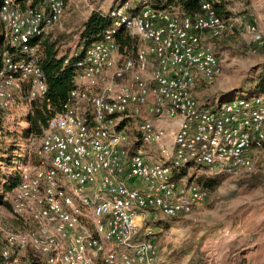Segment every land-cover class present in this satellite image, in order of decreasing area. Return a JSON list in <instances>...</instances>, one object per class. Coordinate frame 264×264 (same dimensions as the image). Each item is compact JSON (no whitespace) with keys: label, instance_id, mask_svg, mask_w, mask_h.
<instances>
[{"label":"built area","instance_id":"1","mask_svg":"<svg viewBox=\"0 0 264 264\" xmlns=\"http://www.w3.org/2000/svg\"><path fill=\"white\" fill-rule=\"evenodd\" d=\"M66 1L2 0L5 46L14 53L2 52L0 112L12 107L22 84L29 102L44 99L47 84L31 42L60 22ZM106 14L112 24L76 62V87L63 112L28 140L36 162L18 170L10 201L24 227L5 235L0 264H24L28 252L45 264H158L147 221L191 214L209 198L197 177L252 171L264 148V95L214 109L195 98L197 83L210 84L220 73L211 40L231 30L211 3L189 16L124 0ZM120 29L140 42L134 52L120 51ZM244 32L264 49L256 23ZM133 120L130 137L120 125ZM139 143L155 147L160 160L150 162ZM190 165L191 181L176 178Z\"/></svg>","mask_w":264,"mask_h":264},{"label":"rangeland","instance_id":"2","mask_svg":"<svg viewBox=\"0 0 264 264\" xmlns=\"http://www.w3.org/2000/svg\"><path fill=\"white\" fill-rule=\"evenodd\" d=\"M115 1L67 0L64 16L51 29L50 34L55 37L60 35L59 51L64 53L69 51L70 46L77 45L78 32L93 9L106 11L114 6ZM116 2L120 4L121 0ZM228 2L232 4L233 13L229 19L231 30L218 41L211 40L212 44L215 41L220 43L219 46H212L219 60L220 73L212 83L205 84V91L197 97L200 99L196 98L197 101H205L212 96L213 88H241L257 62L264 61V49L254 46L244 32V26L252 22L258 25L260 23L264 28V0H242L239 4ZM133 43L134 49L129 50L131 53L140 44L135 39ZM26 93L25 84L20 89H15L14 104L8 111L0 113V249L4 246L7 233L24 227L22 223L17 225L18 219L11 211L10 201L14 189H4L3 186L7 183L2 184L1 181L9 178L10 174L13 176L14 171L36 162L28 142L35 135L25 137L23 130L29 126L28 117L32 115L33 108L40 105L41 100L29 102ZM244 96L242 92L235 95L236 99ZM210 100L211 98L208 101ZM127 125V132L132 137L137 124L133 120ZM140 145L141 143L138 147ZM147 146L141 145L142 153L151 148L149 161H159V151L153 146L146 148ZM261 153L256 156L252 171L219 180L217 187L210 192V199L185 218L169 220L159 214L153 215L154 219L148 225L155 229L154 237L161 260L173 264H264L261 251L254 252L253 247L257 240L264 237V152ZM193 172L188 170L187 178ZM244 174L260 176L261 186L252 190L239 188L237 182ZM244 251H251L252 254L247 259H242ZM31 254L25 253L24 264L38 261Z\"/></svg>","mask_w":264,"mask_h":264},{"label":"trees","instance_id":"3","mask_svg":"<svg viewBox=\"0 0 264 264\" xmlns=\"http://www.w3.org/2000/svg\"><path fill=\"white\" fill-rule=\"evenodd\" d=\"M19 2L25 0H17ZM38 0H33L32 6H35ZM205 2L211 3L216 13L224 19H229L232 15L228 10L229 2L228 0H149V3L158 9H172L178 8L183 10L187 15L193 16L201 11V5ZM2 0H0V5ZM112 24L111 19L108 14L100 10H93L87 19L83 22L79 32H78V42L76 52L68 58L67 54L63 56H58L59 44H61L60 38L53 35H46L41 38H35L32 40L31 44L37 46V64L39 65L42 73L44 75L47 92L44 99L33 108V113L28 117L27 122L29 126L23 130L24 136L29 134H34L35 136H40L42 130L46 128L47 121L54 115L63 112L64 105L69 97L70 92L75 89L74 77L76 74L75 64L80 60L84 52L95 42L99 41L104 32L110 28ZM117 39L120 46V51L123 52L134 49V43L131 38H129L120 29L117 33ZM219 39H217L218 41ZM217 41L213 43V46H219ZM10 48H6L4 41V31L2 23L0 22V69L3 65L2 52ZM14 51H10L13 54ZM67 60V64L64 61ZM238 92L245 94L244 97L248 98L257 95H264V64H259L253 67L250 77L247 78L242 87L235 89L228 94L221 95L219 102H225L236 99L235 95ZM238 99V98H237ZM2 113V112H0ZM136 146L134 145L130 151L134 152ZM18 158H20L18 156ZM1 164V162H0ZM194 167L193 165L182 168L177 174L176 178H181L187 175L189 168ZM9 178H3V183H7L3 186L4 189L10 191L14 189L19 182L18 170L9 175ZM193 179V174L189 177L188 181ZM224 179L223 177H206L199 176L195 179L196 185L202 189H206L209 193L212 192L217 185L219 180ZM261 178L257 175L247 176L244 175L237 182L239 188H246L248 190L256 189L261 186ZM151 219L147 221L149 224ZM42 259V258H41ZM37 259V262L31 264H45L43 259Z\"/></svg>","mask_w":264,"mask_h":264},{"label":"crops","instance_id":"4","mask_svg":"<svg viewBox=\"0 0 264 264\" xmlns=\"http://www.w3.org/2000/svg\"><path fill=\"white\" fill-rule=\"evenodd\" d=\"M117 1V0H116ZM114 2V6H112V7H115V6H118V5H120V4H122V2L124 1V0H121V3L120 4H117V2ZM119 1V0H118ZM228 1H232V3L233 4H239V3H241V1L242 0H228ZM229 3H231V2H229ZM111 7V8H112ZM111 8H109V9H111ZM232 4H229L228 5V10H229V12L231 13V14H233L232 13ZM108 9V10H109ZM93 10H100V9H93ZM92 10V11H93ZM108 10H106V11H103V10H100V11H103V12H107ZM91 11V12H92ZM90 12V13H91ZM90 13L88 14V16L90 15ZM87 16V17H88ZM241 17V16H240ZM243 17V16H242ZM231 18V17H230ZM229 18V19H230ZM87 19V18H86ZM85 19V20H86ZM254 23V22H253ZM257 26L259 27V29L263 32V34H264V28H262L261 27V24L259 23V25L257 24ZM51 31L52 30H50L46 35H49V34H52L51 33ZM67 33V32H66ZM140 45V44H139ZM76 49H77V46H70V48H69V51H67V52H64V53H61V52H59L58 53V56L60 57V56H63V55H65V54H67V56H68V58L69 57H71L75 52H76ZM259 64H264V61H259V62H257V64L256 65H259ZM216 83V82H215ZM214 83V84H215ZM205 82H203V81H199L198 83H197V85H196V87H195V90H194V95H195V98H197V97H199L200 95H202L203 93H204V91H205ZM214 87V86H213ZM240 86H233V87H229V88H220V89H217V90H215L214 88H213V90L211 91V86H210V91H211V95L212 96H210L209 98H211V100L210 101H208L209 100V98L207 99V100H205V101H203V100H199V101H197L198 102V104L202 107V108H204V109H214L215 107H216V105H217V103L219 102V96L220 95H224V94H228V93H230V92H232L233 90H235V89H238ZM204 97H202V99H203ZM197 99H200V98H197ZM143 116H145V117H147V115H146V113L144 112V115ZM173 124L175 125V126H177V124H178V121H175V122H173ZM120 129H122L123 131H129V129H128V125H125L124 126V124L122 123L121 125H120ZM146 148H148V146L146 147ZM264 152V148L261 150V151H259L257 154H255V158H256V156H258L259 154H262L261 152ZM148 152L150 153L149 155H148ZM151 153H152V150H151V148H148L147 149V151H143V155L148 159V160H150V157H151ZM226 180V179H225ZM210 196H211V193H209V198L207 199V201L210 199ZM206 201V202H207ZM203 205V204H202ZM201 205V206H202ZM201 206H199L197 209H199ZM186 216H182V217H178L179 219H181V218H185ZM178 218H175V219H177V220H179ZM21 224V222L18 220V223H17V225H20ZM253 247H255V250H254V252L256 251V252H258L259 250L261 251V257L262 258H264V237L262 238V239H260V240H257L255 243H254V246ZM250 254H252V252L251 251H244L243 253H242V259H247L246 257H248ZM32 255V257H34L35 259H41L39 256H37V255H34V254H31ZM256 257H259V256H256ZM42 260V259H41ZM216 263V262H215ZM158 264H173V263H167L166 262V260H161V258H160V255H159V262H158ZM214 264V263H213ZM216 264H222V263H219V262H217ZM261 264H263V263H261Z\"/></svg>","mask_w":264,"mask_h":264}]
</instances>
